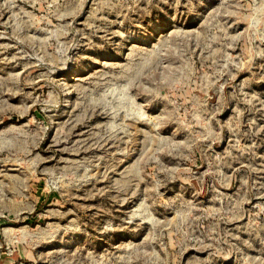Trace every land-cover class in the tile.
I'll return each mask as SVG.
<instances>
[{
	"label": "rangeland",
	"instance_id": "rangeland-1",
	"mask_svg": "<svg viewBox=\"0 0 264 264\" xmlns=\"http://www.w3.org/2000/svg\"><path fill=\"white\" fill-rule=\"evenodd\" d=\"M0 264H264V0H0Z\"/></svg>",
	"mask_w": 264,
	"mask_h": 264
}]
</instances>
